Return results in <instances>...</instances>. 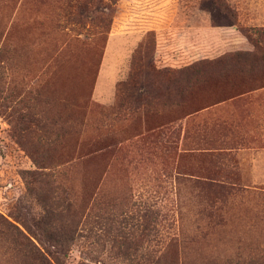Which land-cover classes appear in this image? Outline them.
<instances>
[{
    "label": "rangeland",
    "instance_id": "obj_1",
    "mask_svg": "<svg viewBox=\"0 0 264 264\" xmlns=\"http://www.w3.org/2000/svg\"><path fill=\"white\" fill-rule=\"evenodd\" d=\"M0 214V264H264V0H0Z\"/></svg>",
    "mask_w": 264,
    "mask_h": 264
},
{
    "label": "trees",
    "instance_id": "obj_2",
    "mask_svg": "<svg viewBox=\"0 0 264 264\" xmlns=\"http://www.w3.org/2000/svg\"><path fill=\"white\" fill-rule=\"evenodd\" d=\"M0 225L11 226V227H13L17 231V233L21 234V232L19 231V229L15 225H13L12 223H10L1 214H0ZM35 258L38 259L40 262H46V257H44V255L42 253H40L39 251H37V253L35 254Z\"/></svg>",
    "mask_w": 264,
    "mask_h": 264
}]
</instances>
